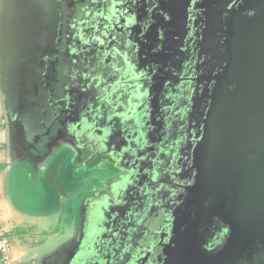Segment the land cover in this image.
I'll use <instances>...</instances> for the list:
<instances>
[{
  "label": "water",
  "instance_id": "95a60500",
  "mask_svg": "<svg viewBox=\"0 0 264 264\" xmlns=\"http://www.w3.org/2000/svg\"><path fill=\"white\" fill-rule=\"evenodd\" d=\"M109 2L102 10L97 3L96 29L81 42L97 54L100 66L86 78L113 105L125 148L147 151L160 123L168 138L181 137L189 120L192 154L177 148L167 162L190 156L195 174L179 197L163 264H264V0ZM129 185L132 176L102 210L80 264L140 259L114 252L129 222Z\"/></svg>",
  "mask_w": 264,
  "mask_h": 264
},
{
  "label": "rangeland",
  "instance_id": "374dc122",
  "mask_svg": "<svg viewBox=\"0 0 264 264\" xmlns=\"http://www.w3.org/2000/svg\"><path fill=\"white\" fill-rule=\"evenodd\" d=\"M14 1L0 0V138H8L6 163L15 177L11 184L9 176L5 175L0 188H5L9 201V188H48V193L45 194L46 204L51 208L48 210V224L43 228L46 234L41 240L49 250L61 246L69 237L72 240L77 236L76 232L73 235L70 232L67 222L69 212L64 209L69 201L66 188H106L116 173L113 165L103 159L98 166L87 165L86 162L82 165L79 145L76 147L75 143L76 137H71L67 146L59 147L55 142L56 135L63 130L60 128L63 124L47 127L57 115L60 95H65L62 90L64 82L66 83L65 76L61 73L63 65L61 67L58 63V51L55 53L60 34L54 32L53 28L49 34L42 33L37 19L33 23H27L30 31L26 29L24 32L26 20L18 21L15 18L17 26L14 31ZM70 6V3L67 6L64 1H56L53 2L52 9L53 15L57 10H68V30L75 15V11L71 13ZM55 20L56 23L60 21L57 17ZM51 21L54 25V18ZM61 21L64 22L62 18ZM19 62L22 66L18 65ZM71 104L67 100L65 108L71 110ZM66 116L65 112L61 121H65ZM43 168L44 172L41 173ZM16 174H20L21 180ZM27 195L31 194L27 192ZM39 195L33 193L30 196L32 205L40 202ZM2 199L0 191V211L4 203ZM19 205L23 206L21 203ZM15 220L19 224V236L10 237L9 232L4 233L11 244L18 248L21 240L26 241L30 235L35 234L38 225L34 223L38 221L28 211L16 216ZM33 249L31 245L27 246L28 256Z\"/></svg>",
  "mask_w": 264,
  "mask_h": 264
},
{
  "label": "flooded vegetation",
  "instance_id": "af4514ba",
  "mask_svg": "<svg viewBox=\"0 0 264 264\" xmlns=\"http://www.w3.org/2000/svg\"><path fill=\"white\" fill-rule=\"evenodd\" d=\"M109 1H83L86 7L89 4L95 5L91 9L85 7L81 13L79 12L74 56H77V51H84L72 63V70L69 68L70 70L68 69V72L63 74L66 66L61 68V73L65 76L67 83L64 82L63 87H69L66 91L65 88L62 90L72 94L73 100L68 101L74 102L71 104V110L59 108L55 117L58 124H63V127H65V123L69 124V129L73 134L70 138L76 137L75 142L78 141L79 148L82 147L83 156L91 157L90 160H93L94 164H99L102 159L110 162L114 167V173H116L106 190L101 191L88 204L80 249L84 248L87 238L103 216L102 210L108 209L109 206L113 207L117 203L118 195L126 189L132 176L133 185H129V187L134 189L127 196L128 216L126 215L124 219L129 222L127 225L124 224L126 227L123 228V231L117 233L120 240L118 239L119 242L115 244L114 252L118 254L128 251L132 256L140 255L138 261L147 259L144 264H163L164 246H168L174 237V212L182 203L179 197L185 194L183 186L193 183L195 174L189 160L190 156L184 157L179 163V153L177 152L167 162L170 151H176L177 148L184 150L186 155L192 154L189 151L192 143L190 141L185 143V137L189 135V120L185 119L184 121L181 137H175L176 132L171 131L168 138L164 132L167 125L160 123L157 127L158 133L152 137L153 141L147 143V151L137 148V153L133 154L132 151L128 152L131 147L125 148L131 143L129 139H125L118 133L120 124L116 121L113 122V105L104 103L105 92L97 87L98 80L92 76H89L90 79L86 78L87 73L96 72L97 66H100L97 54L89 49H84V43L81 42L82 40L86 41L96 29L94 22L96 21L97 3H100L97 9L101 8L102 10L109 7ZM86 86H88L87 90ZM65 103L60 101L59 106L64 107ZM202 111L203 107L198 105L195 117L199 116ZM65 112L66 120L61 121ZM109 129L112 130V133L109 132ZM64 130L69 131L65 128ZM171 142L176 144L175 147L171 145ZM119 179L120 181H118ZM82 257H84L82 253L77 254L74 264H80ZM132 260L133 257H131L132 264H138V261L133 262L134 260ZM13 263L15 264L14 259Z\"/></svg>",
  "mask_w": 264,
  "mask_h": 264
},
{
  "label": "crops",
  "instance_id": "0c3cea01",
  "mask_svg": "<svg viewBox=\"0 0 264 264\" xmlns=\"http://www.w3.org/2000/svg\"><path fill=\"white\" fill-rule=\"evenodd\" d=\"M59 1V3H68L71 4L70 11L73 14L75 11V15L73 18V21L70 23V30H68V19H67V9H64V11L57 10V12L53 15L52 9H53V2ZM82 0H24L23 2H19L18 0L14 1V16H13V30L16 31L17 21H20V19L26 20L25 30L24 28L21 29V31L26 29H29L27 26V23H33L36 19L39 21L38 28H41L42 33H51L52 28L55 29L54 32L59 33V42L56 45L55 53L57 52L58 55V63L62 67H65V70L63 74H66L68 72V69H73L72 63H74L76 60L74 59L75 55V46H76V28L77 23L79 21V16L81 11H83L86 7L85 2L83 3ZM83 3V4H82ZM90 5V4H89ZM86 8H88V6ZM92 6V5H90ZM66 7V5H65ZM68 8V7H67ZM80 12V13H79ZM83 13V12H82ZM58 18L59 23H56L55 18ZM16 18V19H15ZM54 18L55 24L52 25L51 19ZM61 18L63 19V23H61ZM30 31V29H29ZM29 31L27 33H29ZM71 32V33H70ZM63 34V36H62ZM70 34V35H69ZM44 36V35H43ZM49 39V38H48ZM19 66H22V64L19 62ZM69 69V70H70ZM15 72V69H14ZM14 74V73H13ZM16 75V73H15ZM67 84V83H66ZM65 91L68 90V86L64 87ZM62 95V94H61ZM60 95V101L66 102L67 100H73L72 94H69L68 92H65V95ZM59 101V102H60ZM74 102V101H70ZM61 110H64L65 106L59 107ZM16 113V112H15ZM58 124L57 119L54 118L53 121L49 124L47 128L53 127L54 125ZM63 130L59 132L58 135H56V140L59 144V147L61 146H67L68 140L70 139V136L72 134V131L69 129L70 126L68 123H65V127L60 126ZM65 129H68L69 131H65ZM69 135V136H67ZM73 135V134H72ZM64 138V139H62ZM7 143L8 138H0V185L3 184V178L5 175L9 176V179L12 184V180L15 177L13 175L12 170H10L7 167L6 163V151H7ZM19 143V142H18ZM76 147L78 144V141L75 142ZM79 150L82 151V147L80 146ZM81 154V163L82 165H85V162L87 165H94V161L90 160V158H87L86 156H83V151L80 152ZM92 158H94L92 156ZM98 166V164H97ZM44 169H42L41 173L44 172ZM16 177H19L21 180L20 174H16ZM4 189V190H3ZM106 188H66V194H68V200L67 204L65 205L64 209H67L68 213V226L70 228V232H72V235L77 233V236L75 235L74 239L71 240V237L68 238V241L65 240L61 246H57L53 249H47L44 247V244L42 243V238L46 234V230L43 228L46 227L48 224L47 218L49 215V211L51 206L46 204V196L45 194L48 193V188H9V196L11 201H9V198L7 200V197L5 195V188H0V191L2 193V200L3 207L2 211H0V220L2 223L3 231L9 232L10 237L19 236L18 235V229L19 224H16L15 217L20 215L22 212L28 211L31 212V215L35 218H37V224L38 226L35 234L30 235V238H24L26 241H20V245L18 248L16 246L14 247L12 245V257L15 260V264H31L33 261V264H74L77 253L80 250L83 233H84V224L86 219V213H87V207L89 202L96 196L99 195L101 191H105ZM29 194H40V202L38 204L32 205L31 201L29 200L31 195ZM4 194V196H3ZM10 203H9V202ZM65 202V201H64ZM2 204V201H0ZM21 203L23 206L19 205ZM27 206V207H26ZM6 221V222H5ZM32 227V226H30ZM32 237H35L32 239ZM70 239V240H69ZM70 241V242H69ZM33 249L32 253L28 256L26 250L27 246H30ZM50 246H48L49 248Z\"/></svg>",
  "mask_w": 264,
  "mask_h": 264
},
{
  "label": "built area",
  "instance_id": "2783aa9c",
  "mask_svg": "<svg viewBox=\"0 0 264 264\" xmlns=\"http://www.w3.org/2000/svg\"><path fill=\"white\" fill-rule=\"evenodd\" d=\"M0 264H14L12 259V244L3 231L0 220Z\"/></svg>",
  "mask_w": 264,
  "mask_h": 264
}]
</instances>
